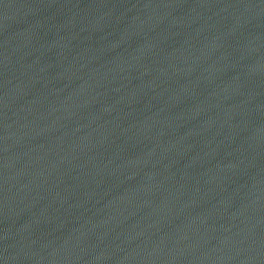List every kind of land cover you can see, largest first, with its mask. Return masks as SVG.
Wrapping results in <instances>:
<instances>
[{
  "label": "water",
  "instance_id": "1",
  "mask_svg": "<svg viewBox=\"0 0 264 264\" xmlns=\"http://www.w3.org/2000/svg\"><path fill=\"white\" fill-rule=\"evenodd\" d=\"M0 264H264V0H0Z\"/></svg>",
  "mask_w": 264,
  "mask_h": 264
}]
</instances>
